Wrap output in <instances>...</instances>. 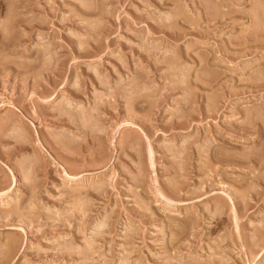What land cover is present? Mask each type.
Masks as SVG:
<instances>
[{
  "label": "rangeland",
  "instance_id": "rangeland-1",
  "mask_svg": "<svg viewBox=\"0 0 264 264\" xmlns=\"http://www.w3.org/2000/svg\"><path fill=\"white\" fill-rule=\"evenodd\" d=\"M0 264H264V0H0Z\"/></svg>",
  "mask_w": 264,
  "mask_h": 264
}]
</instances>
